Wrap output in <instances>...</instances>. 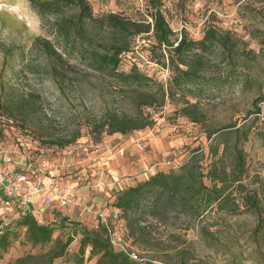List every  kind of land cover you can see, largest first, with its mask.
<instances>
[{
	"label": "rangeland",
	"instance_id": "obj_1",
	"mask_svg": "<svg viewBox=\"0 0 264 264\" xmlns=\"http://www.w3.org/2000/svg\"><path fill=\"white\" fill-rule=\"evenodd\" d=\"M87 1L95 16L113 13L133 21L146 19L144 0ZM163 12L176 34L183 29L194 41L203 37L209 23L220 32L231 33L241 49L252 53V60L242 57L239 67L243 76L249 74V81L242 76L199 95L197 103L207 116L206 125H193L182 119L176 101L167 100L160 109L146 110L154 122L151 128L129 136H103L95 143L86 125L99 119L112 104L128 115L133 114L131 107L127 101L118 99L110 80L92 71L76 55L64 56L70 66L57 68L60 77H56L52 72L57 67L54 61L33 43L37 38L46 40L62 53V45L48 21L36 15L28 0H0V46L15 49L12 58L4 57L0 50V109L6 103L14 107L21 101H29L21 110L0 111L3 119L14 122L1 149L10 168L14 166L15 175L25 170L29 183L22 186L32 189L40 184L43 188L42 199L32 209L38 223L55 228L61 219H67L68 224L63 229L55 228L49 244L32 245L25 229L17 224L24 206L11 201L1 230L10 231V245L0 264H15L22 258H28L30 263L43 261L55 239L64 241L70 233L74 237L66 255L52 264H73L80 239L75 228L93 229L97 224L93 212L109 216L115 211L112 203L118 192L145 180L149 174L176 170L192 149L202 148L206 155L209 145L206 133L228 124L242 125L253 100L264 93V42L254 38V31L264 24V0H165ZM152 41L149 36L142 37L135 45L137 54L126 56L120 71L128 72L130 59L137 57L142 73L167 83L170 72L150 62L148 50ZM219 70L221 74H229L224 66ZM260 107L261 115L243 151L250 180L264 192V103ZM77 132L80 137L65 148L45 144L72 138ZM208 163L204 161L203 167ZM51 174L54 178H50ZM32 192L28 197L35 201L37 196L33 197ZM63 197L74 199L78 206L61 207L59 198ZM91 206L92 212L87 213L84 208ZM213 220V215L206 219ZM226 220L232 226L230 242L223 240L228 248L207 249L195 230L182 232L191 241L201 264H264V243L258 248L250 239L255 216L244 212L226 216ZM88 255L86 249L85 258ZM95 262L93 258L84 264Z\"/></svg>",
	"mask_w": 264,
	"mask_h": 264
},
{
	"label": "trees",
	"instance_id": "obj_2",
	"mask_svg": "<svg viewBox=\"0 0 264 264\" xmlns=\"http://www.w3.org/2000/svg\"><path fill=\"white\" fill-rule=\"evenodd\" d=\"M144 1L146 19L133 21L113 13L95 16L87 0H28L36 15L42 21H48L62 45L60 53L46 40L37 38L33 42L54 61L57 66L52 68L54 75L60 77L57 68L70 66L64 56L76 55L92 71L110 80L118 99L127 101L133 111L132 115L122 114L112 104L99 119L86 125L95 143L103 136H129L151 128L154 122L146 110L160 109L167 100L176 101L182 119L193 125H206L207 116L197 103L199 95L238 80L243 76L241 58L252 60V53L241 49L231 33L220 32L209 23L203 37L194 41L183 29L179 34L171 29L163 12L165 0ZM254 32V38L264 42V24ZM144 36L153 40L148 50L150 62L170 72L167 83L157 82L142 73L136 63L137 57L130 59L128 72L120 71L124 58L137 54L138 46L135 45ZM0 50L9 58L15 51L5 45H1ZM221 66L229 70V74H221ZM243 77L245 81L250 79L249 74ZM190 99L195 102L191 103ZM28 103L21 101L14 107L6 103L0 111L21 110ZM263 103L264 93L253 100L252 109L245 115L242 125L233 123L208 131L205 135L209 141L206 155L202 148L196 147L176 170L155 172L117 193L112 207L118 212V219H110L109 225L139 260H132L115 250L109 243L106 227L97 219L93 229H74L80 239L77 253L72 257L73 264H84L93 258H96L95 264H201L191 241L182 232L195 230L207 249L228 248L223 240L230 242L232 226L226 216L244 212L256 218L250 239L261 248L264 243V192L249 178L243 145L259 120ZM251 116L253 119L249 118ZM9 121L0 115V150L7 130L14 127V122ZM79 137L77 132L72 138L51 140L45 144L62 149ZM3 154L0 173L12 179L22 175L29 183L25 170L21 169L22 173L15 175L14 166L10 168L9 159L6 153ZM207 160L209 163L204 168ZM23 162L25 165L26 160ZM32 196L37 197L35 201L31 197L29 204L24 206V214L17 224L25 229L32 245H47L55 228L68 226L67 219H61L55 228L40 225L32 209L42 198ZM6 201L8 206L11 201L19 203L18 197ZM4 215H0V258L10 245V231H1L4 230ZM209 215L214 216L212 222L206 221ZM73 237L74 234L70 233L64 241L55 239L43 261L30 263L28 258H22L15 264H52L66 255ZM86 249H89L87 258Z\"/></svg>",
	"mask_w": 264,
	"mask_h": 264
},
{
	"label": "built area",
	"instance_id": "obj_3",
	"mask_svg": "<svg viewBox=\"0 0 264 264\" xmlns=\"http://www.w3.org/2000/svg\"><path fill=\"white\" fill-rule=\"evenodd\" d=\"M11 123V121H9ZM4 154L2 150H0V167L1 162L3 161ZM54 174L50 175V178H54ZM25 177L22 175H18L15 179L7 178L4 174L0 173V215L3 213H6L8 209V203L7 199L9 198H16L18 197V200L22 206H27L30 202V199L28 195L30 194V191H33L32 193L34 195L40 196L43 192V188L40 184H36L32 187V189H29L26 186H22L25 184ZM23 193L22 195H20ZM59 203L61 207H69V206H78L74 199L70 198H59ZM92 206L91 207H85L84 210L87 213L92 212ZM95 218L99 219L100 222L106 227L107 235L109 239L110 245L115 249L118 250L124 254H126L129 258L132 260H139L138 255H136L134 252L130 251L128 248V245L119 237H117L113 232L109 225V220L118 219V212L114 211L109 216L103 215L99 212H93Z\"/></svg>",
	"mask_w": 264,
	"mask_h": 264
},
{
	"label": "crops",
	"instance_id": "obj_4",
	"mask_svg": "<svg viewBox=\"0 0 264 264\" xmlns=\"http://www.w3.org/2000/svg\"><path fill=\"white\" fill-rule=\"evenodd\" d=\"M139 167H141V166L139 165ZM139 167H138V168H139ZM149 175H152V174H149Z\"/></svg>",
	"mask_w": 264,
	"mask_h": 264
}]
</instances>
